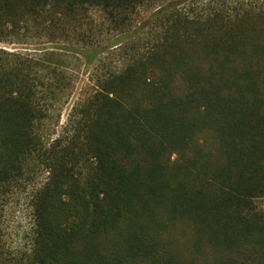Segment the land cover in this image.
Segmentation results:
<instances>
[{
  "label": "trees",
  "instance_id": "16d2710c",
  "mask_svg": "<svg viewBox=\"0 0 264 264\" xmlns=\"http://www.w3.org/2000/svg\"><path fill=\"white\" fill-rule=\"evenodd\" d=\"M4 43L0 264H264V0H0Z\"/></svg>",
  "mask_w": 264,
  "mask_h": 264
},
{
  "label": "rangeland",
  "instance_id": "374dc122",
  "mask_svg": "<svg viewBox=\"0 0 264 264\" xmlns=\"http://www.w3.org/2000/svg\"><path fill=\"white\" fill-rule=\"evenodd\" d=\"M154 7H150L144 9L142 11L141 20H145L150 13H152ZM98 15L96 14V17ZM113 39V36L107 38L106 41ZM1 47L6 48L8 51H16L19 50L21 52H25L24 46L18 45H10V44H1ZM82 73V72H81ZM87 82V76L78 74L77 82H76V90H75V98L76 101L77 97H79V93L81 92L82 88H84ZM70 107L68 111L65 112L64 120L67 118L69 113ZM42 181L45 180L46 175L42 174L39 177ZM31 186L21 185L17 187L12 194L8 195L5 202L4 212H3V225L5 229V237L7 244L11 247H20L23 246L26 242L27 234L30 230V212L28 210V203L29 197L31 195Z\"/></svg>",
  "mask_w": 264,
  "mask_h": 264
}]
</instances>
